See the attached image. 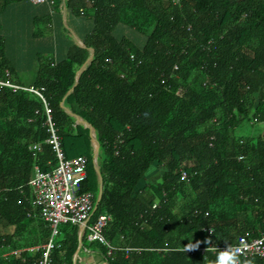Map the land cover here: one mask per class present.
I'll return each instance as SVG.
<instances>
[{"label": "trees", "instance_id": "trees-1", "mask_svg": "<svg viewBox=\"0 0 264 264\" xmlns=\"http://www.w3.org/2000/svg\"><path fill=\"white\" fill-rule=\"evenodd\" d=\"M17 1L0 0V14ZM65 5L91 17L85 45L72 43L62 58L33 53L28 84L18 79L25 66L0 22V79L43 95L0 84V221L14 227L0 235V264H40V249L3 253L44 244L52 233L29 185L35 165L46 172L57 164L46 142L45 103L67 157L87 158L82 185L95 199L94 143L73 113L92 124L100 142L103 195L93 218L110 214L104 235L115 249L108 255L87 230L82 247L108 264H205L204 257L212 264L214 254L202 247L264 234V0ZM244 122L263 127L238 132ZM55 240L49 264H74L80 227L62 224ZM197 240V248L183 250ZM240 257L264 264L257 255Z\"/></svg>", "mask_w": 264, "mask_h": 264}, {"label": "built area", "instance_id": "built-area-1", "mask_svg": "<svg viewBox=\"0 0 264 264\" xmlns=\"http://www.w3.org/2000/svg\"><path fill=\"white\" fill-rule=\"evenodd\" d=\"M32 1L45 2L50 6L55 2L54 0ZM0 84L30 90L43 98L42 93L34 87L17 85L9 80L2 79H0ZM50 110L51 108L45 103V112L47 115L45 123L48 132L46 142L51 145L57 158V164L46 172L38 165H35L34 174L29 180V185L32 186L33 190V203L40 208L45 220L50 222L52 233L48 241L44 244L28 248H14L3 253V255L21 256L26 250L33 252L40 249L42 250L40 264H49L51 251L55 247V239L60 232V226L62 224L78 225L80 230L84 227L83 232L87 230L88 240L105 242L108 246V255H112L115 247L109 243L104 235V228L111 216L108 213H100L94 219V212L99 205L97 203L98 198L95 199L93 191L83 190L82 183L88 176V160L83 155L67 157L59 128L55 124ZM34 147L39 149L41 145L37 143ZM181 177L187 179L188 172L182 170ZM156 206L157 204H154V207ZM230 245L236 249L239 255H257L264 260V234L261 236H253L247 232L240 235L237 242ZM216 246L224 248L226 245H210L208 247L212 248ZM208 247H202L201 250L205 251Z\"/></svg>", "mask_w": 264, "mask_h": 264}, {"label": "crops", "instance_id": "crops-1", "mask_svg": "<svg viewBox=\"0 0 264 264\" xmlns=\"http://www.w3.org/2000/svg\"><path fill=\"white\" fill-rule=\"evenodd\" d=\"M54 1V4L61 2L57 8L45 2L20 0L12 3L6 12L0 14V22L7 25L2 33L10 41L9 50L15 52L16 58L20 59L18 65L34 66L35 52L62 58L72 43L85 45L83 39L93 24L91 17L72 14L66 8V0ZM13 230V226H6L0 221V235ZM81 247L74 256L76 264H108L92 248Z\"/></svg>", "mask_w": 264, "mask_h": 264}, {"label": "clouds", "instance_id": "clouds-1", "mask_svg": "<svg viewBox=\"0 0 264 264\" xmlns=\"http://www.w3.org/2000/svg\"><path fill=\"white\" fill-rule=\"evenodd\" d=\"M200 243L201 241L199 240H197L195 243L190 241L187 245H185L183 250L186 252L187 250L195 249L199 246ZM205 243H208V241H205ZM206 251L214 254V260L212 264H244L236 249L232 247L227 241L224 248H220L218 246L212 248L208 247ZM207 260L208 257H204L203 261L205 262V264H207ZM246 264H254V262L249 259Z\"/></svg>", "mask_w": 264, "mask_h": 264}, {"label": "rangeland", "instance_id": "rangeland-1", "mask_svg": "<svg viewBox=\"0 0 264 264\" xmlns=\"http://www.w3.org/2000/svg\"><path fill=\"white\" fill-rule=\"evenodd\" d=\"M36 62V61H35ZM18 79L21 80L22 83L28 84L31 82V80L33 79V71L31 67H24L21 70H18ZM262 124H249L247 122H244L242 124L239 125L238 128V132L244 133V134H251V133H255L259 130L262 129ZM151 173L154 175H159V172L161 171V169L158 167H154L151 169ZM150 173V174H151Z\"/></svg>", "mask_w": 264, "mask_h": 264}, {"label": "water", "instance_id": "water-1", "mask_svg": "<svg viewBox=\"0 0 264 264\" xmlns=\"http://www.w3.org/2000/svg\"><path fill=\"white\" fill-rule=\"evenodd\" d=\"M80 45H82V44L80 43ZM82 46H84V45H82ZM73 114L77 118L78 122H82V123H84L86 126H88L90 128L92 140H93V143H94V166H95V168H96V170H97V172H98V174L100 176V183H99L100 190H99L98 202H97L99 204V202L102 199V195H103V185H102L103 178H102V175H101V172H100V167H99V164H98V161H97V158H98V155H99V151H100V142H99V140L96 137V134H95V131H94V128H93L92 124L89 123L88 121L84 120L79 114H77V113H73ZM83 228L84 227H82L81 230H80V244H79L77 252H76V254L74 256L77 255V253H78V251H79V249L81 247V244H82V236H83V230H84ZM74 264H76V258L74 260Z\"/></svg>", "mask_w": 264, "mask_h": 264}]
</instances>
